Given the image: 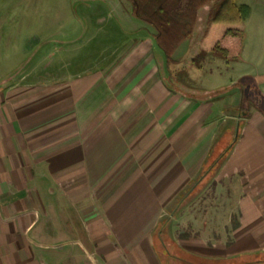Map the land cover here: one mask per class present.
Returning a JSON list of instances; mask_svg holds the SVG:
<instances>
[{
	"label": "crops",
	"instance_id": "0c3cea01",
	"mask_svg": "<svg viewBox=\"0 0 264 264\" xmlns=\"http://www.w3.org/2000/svg\"><path fill=\"white\" fill-rule=\"evenodd\" d=\"M197 24L178 69L199 51ZM237 39L221 42L230 60L204 61L199 91L168 87L165 55L148 37L104 71L0 92V264H182L163 255L160 222L225 149L217 187L237 213L221 239H175L176 249L264 264V69H243L261 59L245 58ZM242 83L256 87L248 116Z\"/></svg>",
	"mask_w": 264,
	"mask_h": 264
},
{
	"label": "rangeland",
	"instance_id": "374dc122",
	"mask_svg": "<svg viewBox=\"0 0 264 264\" xmlns=\"http://www.w3.org/2000/svg\"><path fill=\"white\" fill-rule=\"evenodd\" d=\"M242 2L250 7V12L243 34L236 37L245 47V58L254 54L261 59L246 61L243 69L263 70L264 0H236V4ZM211 5L200 10L196 38L207 25ZM137 22L127 0H0V92L23 84L58 83L110 68L132 41L152 37V30ZM239 46L236 43L237 54ZM188 64L178 69L176 60L170 65L166 63L168 87L184 93L202 89L198 78L204 71L202 75H207V69L202 67L203 71L193 77L178 75ZM223 152L212 150L214 155L195 181L196 188L184 190L160 222L172 253L175 251L169 243H175V239L181 241L202 234L206 237L212 232L215 239H221L217 234L227 222L229 212L236 215V206L226 203L229 191L217 187L215 173Z\"/></svg>",
	"mask_w": 264,
	"mask_h": 264
},
{
	"label": "trees",
	"instance_id": "16d2710c",
	"mask_svg": "<svg viewBox=\"0 0 264 264\" xmlns=\"http://www.w3.org/2000/svg\"><path fill=\"white\" fill-rule=\"evenodd\" d=\"M133 18L148 26L152 30L157 47L164 53L167 64L175 62L174 55L180 46L190 40L196 26L201 9L212 3L208 11L207 25L199 42V52L191 59L188 66L178 72L196 76L201 73L202 63L207 58L228 60V51L221 46V42L228 36L242 35L244 23L250 7L238 5L235 0H127ZM242 93L241 113L248 116V109L253 106V94L256 90L251 83L238 84ZM163 227V226H162ZM159 242L166 245V235L158 229ZM169 246L175 250H167L166 259L175 258L182 264H224L221 261H206L191 254L182 252L176 244Z\"/></svg>",
	"mask_w": 264,
	"mask_h": 264
}]
</instances>
